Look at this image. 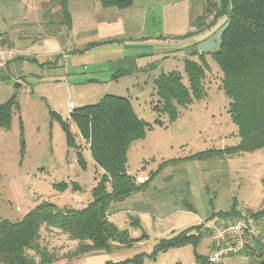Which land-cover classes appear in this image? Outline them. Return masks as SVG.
Instances as JSON below:
<instances>
[{
    "label": "rangeland",
    "instance_id": "374dc122",
    "mask_svg": "<svg viewBox=\"0 0 264 264\" xmlns=\"http://www.w3.org/2000/svg\"><path fill=\"white\" fill-rule=\"evenodd\" d=\"M187 1L179 0L182 6ZM134 3L141 13H147V25L139 36L148 43L122 40L133 45L123 51L124 57L134 55L133 62L119 53L85 54V50L80 51L79 57L62 56L69 52L55 53L57 49L49 47L51 42H37L13 61L23 63L21 72L8 67L0 74V104L13 94L17 103L9 126L0 127V220H19L42 201L60 209H79L92 200L91 188L100 170L70 120L71 110L67 107L70 101L79 107L96 103L105 94L129 98L136 114L148 127L145 135L128 148L127 172L142 183L145 180L139 177L147 179L160 165L142 190L112 202L107 210L109 220L119 230L126 231L131 238L144 237L130 246L114 244L108 251L69 257L67 253L75 249L77 241L43 226L40 242L58 256L50 264L120 263L136 254L143 255L142 264H205L202 259L209 251L211 237L204 223L225 220L224 214L217 213L228 212L234 205L237 212L246 210L254 214L264 210V147L221 158L161 164L239 141L237 126L227 112L229 99L219 86L221 71L209 54L205 56L203 98L193 100L186 107L177 105L178 116L172 122L152 110L157 99L154 79L160 73L176 71L188 85L184 59L198 60L197 55L190 56L192 47L201 37L215 32L222 18L210 26L214 15L211 4L204 12L201 31L194 27L192 31L196 34L183 37L192 26L187 25V17L179 22L171 20L169 13L174 0H135ZM37 6L34 0H0V37L9 44L6 35L14 39L24 20H38ZM18 39L25 43V38ZM156 41L161 43L159 47H155ZM16 45L12 46L17 49ZM58 57L60 64L53 66ZM134 64L139 68L137 72L112 77L119 69L123 72ZM157 118L162 125L155 123ZM60 119L69 122L83 166L78 161L76 147L67 145ZM212 213L217 215L212 217ZM257 218L260 237L264 238V213ZM199 224L191 229L198 235L195 242L154 251L161 239ZM263 248L257 242L246 253L227 256L222 264H262L264 253L260 249Z\"/></svg>",
    "mask_w": 264,
    "mask_h": 264
},
{
    "label": "trees",
    "instance_id": "16d2710c",
    "mask_svg": "<svg viewBox=\"0 0 264 264\" xmlns=\"http://www.w3.org/2000/svg\"><path fill=\"white\" fill-rule=\"evenodd\" d=\"M96 1L102 7L116 8H126L133 3V0ZM211 4L214 7V15L210 26L219 18L223 20L220 26L230 21L220 44L210 53L200 52L198 47L193 48L190 56L197 55V61L184 59L183 67L188 85L182 82V76L176 71L160 73L154 79L157 99L152 110L159 116H166L167 121L172 122L178 116L177 105L186 107L193 100L203 98L204 66L207 64L205 56L209 54L221 71L219 86L229 99L227 112L237 126L239 141L235 145L202 150L184 158L165 160L161 164L221 158L227 154L253 152L264 147V0H206L202 13L194 21V27L199 28L198 32L202 29L200 24L204 21V12ZM59 6L63 23L70 27L67 0H59ZM195 32L189 31L183 37L193 36ZM211 34L212 32L201 37L194 46ZM135 66L134 64L123 72V69H119L113 74L114 78L133 72L137 68ZM14 107H17L15 94L0 104V127L9 126ZM60 120L66 134L67 145L76 147L69 130V122ZM70 120L77 127L80 137L87 143L90 156L100 170V176L91 188L92 200L79 209H60L51 202L42 201L19 220H0V264L54 262L58 256L40 242V231L43 226L77 241L75 249L67 253L69 257L99 250L108 251L114 244L130 246L144 237L142 235L139 238H131L126 231L119 230L109 220L107 210L112 202L121 201L142 190L159 171L160 165L142 183L136 182V178L127 172L128 148L133 141L145 135L148 124L138 117L129 98L115 94H105L96 103L75 107L70 112ZM155 123L162 125L159 118L155 119ZM76 154L83 166L84 160L77 147ZM184 202L185 206L191 209L190 204ZM232 207L228 212L217 214L233 216L237 210L235 205ZM262 213L263 209L254 215L258 217ZM217 214L212 213L211 216ZM199 226L200 224L187 227L168 238L161 239L155 244L154 251L195 242L198 235L192 233L191 229ZM262 250L264 253V248L260 249V252ZM142 261L143 255L136 254L132 259L106 264L128 262L142 264ZM202 261L208 264L205 256Z\"/></svg>",
    "mask_w": 264,
    "mask_h": 264
},
{
    "label": "crops",
    "instance_id": "0c3cea01",
    "mask_svg": "<svg viewBox=\"0 0 264 264\" xmlns=\"http://www.w3.org/2000/svg\"><path fill=\"white\" fill-rule=\"evenodd\" d=\"M34 1L38 5L39 19L33 22L24 20L22 29H20L14 39H10L8 35L5 37L11 43H9L10 45L17 44L19 53L21 51L27 52V47L31 44L51 42L49 47L57 49L55 53H63L66 50L69 52L62 56L79 57L80 51L85 50V54L91 52L96 54L119 53L125 60H134V55L133 57L132 55H125L124 57L123 51H125L126 47L129 48L133 45H128L122 40L127 38L128 40L133 39L141 43H148V40H143V36H139L147 25V13H141L134 6L135 0H133L131 6L126 8L102 7L96 0H67V8L71 20L70 27L63 23L59 0ZM205 3L206 0H189L186 5L182 6L179 0H174L173 10L169 13V16L173 22H179L183 17H187V25L192 26L187 29L192 31L194 29V19L202 13ZM25 28H29V30L27 31ZM209 30L205 32L207 33ZM18 38H25V43H20ZM94 42H97V44L92 45ZM153 43L155 47L161 45L159 41ZM192 48H195V46ZM60 60L59 58L52 65H59ZM8 67L18 73L23 70V63L21 61H18V63L12 62ZM8 67L7 69H9ZM138 70L139 68H135L133 72ZM139 178L142 180L146 179L144 176Z\"/></svg>",
    "mask_w": 264,
    "mask_h": 264
},
{
    "label": "built area",
    "instance_id": "2783aa9c",
    "mask_svg": "<svg viewBox=\"0 0 264 264\" xmlns=\"http://www.w3.org/2000/svg\"><path fill=\"white\" fill-rule=\"evenodd\" d=\"M20 55L18 50L6 43L0 37V74ZM67 107L75 108L73 102ZM259 219L250 211L240 210L225 220L204 223L209 230L211 246L205 256L208 264H219L227 256L246 253L257 242L264 245V238L260 237Z\"/></svg>",
    "mask_w": 264,
    "mask_h": 264
},
{
    "label": "water",
    "instance_id": "95a60500",
    "mask_svg": "<svg viewBox=\"0 0 264 264\" xmlns=\"http://www.w3.org/2000/svg\"><path fill=\"white\" fill-rule=\"evenodd\" d=\"M230 21H226L215 32L198 42V51L210 53L216 49L217 45L221 42V37L224 31L228 28Z\"/></svg>",
    "mask_w": 264,
    "mask_h": 264
}]
</instances>
